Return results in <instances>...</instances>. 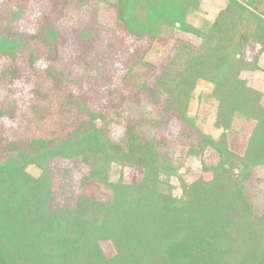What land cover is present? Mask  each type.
<instances>
[{
  "label": "trees",
  "instance_id": "1",
  "mask_svg": "<svg viewBox=\"0 0 264 264\" xmlns=\"http://www.w3.org/2000/svg\"><path fill=\"white\" fill-rule=\"evenodd\" d=\"M200 1L160 0L168 3L170 13L156 0H117L115 6L123 29L135 38L154 37L164 26L175 24L201 38L199 55H193L182 81L179 76L169 89L156 81L150 91L166 94V111L178 112L187 124V93L198 78L213 85L211 96L218 102L215 126L223 133L201 147L212 146L218 153L217 165L207 169L210 177L181 182L180 196L172 195L171 185L162 180V167L153 159L156 152L150 141L121 121L132 105L142 101L141 93H147L143 82L130 89L132 104L119 112H92L84 97L70 94L78 114L88 121L71 137L37 145L38 151L27 154L15 152L0 165V264H264V213L253 214L244 193L251 170L264 165V93L248 82L260 72L264 17L256 0H227L210 25L197 29L186 18ZM136 6L144 9L147 22L145 16L143 20L131 16ZM20 9L12 13L10 23L17 20ZM62 13H48L39 24L37 37L47 47L44 58L29 56L30 65L43 66L60 89L70 77L56 60L64 42L58 29ZM10 29L0 34V57L13 59L26 38L9 36ZM249 42L260 47L250 61L244 56ZM11 77L10 82L20 79L15 71ZM235 117L255 123L242 155L232 152L226 142ZM117 127L124 129L118 142L112 138ZM57 160L65 177L87 168L82 181L107 186L111 198L99 203L80 196L72 206L54 211L50 199ZM114 164L141 171L138 181L129 185L111 181ZM29 165L41 170L38 179L25 172ZM103 242L111 243L112 257L103 255Z\"/></svg>",
  "mask_w": 264,
  "mask_h": 264
},
{
  "label": "rangeland",
  "instance_id": "2",
  "mask_svg": "<svg viewBox=\"0 0 264 264\" xmlns=\"http://www.w3.org/2000/svg\"><path fill=\"white\" fill-rule=\"evenodd\" d=\"M156 2L170 13L167 2ZM227 2L201 0L198 8L188 14L186 23L203 29L214 21ZM255 2L260 17H264V0ZM116 3L117 0H0V34L10 26L9 36L20 34L26 38L23 48L13 59L0 57V165L15 152L27 154L38 151L37 145L71 137L88 121V117L78 114L69 100L70 94L84 97V103L92 112H119L132 104L130 89L143 82L147 93H141L144 95L142 101L132 105L126 112V121L125 117L121 121L124 126L130 123L141 139L150 141L156 152L153 159L164 171V174L161 172L162 180L171 185L172 195L179 197L181 182L190 184L199 178H209L207 169H212L219 161L214 147L201 149L204 141L216 142L223 133L215 126L218 102L211 96L213 85L204 77L198 78L186 96V124L178 112L166 111V94L156 95L150 90L156 81L164 89L175 86L179 76L182 81L185 70L194 60L193 55H199L202 40L188 30L183 31L179 24L164 26L154 37L135 38L123 29L117 17ZM19 7L21 14L10 23L12 13ZM60 10L63 16L58 29L61 42H64L59 46L61 57L56 60L70 76L61 89L44 73V68H40L43 66L30 65L29 61L30 55L39 60L46 55L47 47L37 37L38 27L48 13L59 14ZM130 14L137 20H143L145 16L147 22L148 16L140 6L134 7ZM259 48L258 44L247 43L245 59H254ZM12 71L20 79L10 82ZM125 75L128 84L123 85ZM258 75L259 78L248 82L264 93V76ZM23 80L29 81L28 86ZM254 125L242 117L233 118L226 134L227 146L232 152L243 154ZM123 127L112 132V138L117 142ZM194 131L198 132V139ZM32 141L38 144L34 145ZM60 165L62 162L57 160L54 167L59 171L52 172L50 207L54 211L72 206L80 196L99 203H106L111 198L107 186L82 181L87 168L82 167L65 177ZM25 172L32 179H38L42 173L35 165L27 166ZM140 173L114 164L110 178L115 183L129 185L138 181ZM244 193L253 214H263L264 165L251 170L244 183ZM100 247L104 256L114 255L111 243L103 242Z\"/></svg>",
  "mask_w": 264,
  "mask_h": 264
},
{
  "label": "crops",
  "instance_id": "3",
  "mask_svg": "<svg viewBox=\"0 0 264 264\" xmlns=\"http://www.w3.org/2000/svg\"><path fill=\"white\" fill-rule=\"evenodd\" d=\"M258 67L260 69V72L255 74L253 77L254 79L259 78V75H263L264 76V52L262 53V55L260 56L259 62H258Z\"/></svg>",
  "mask_w": 264,
  "mask_h": 264
}]
</instances>
